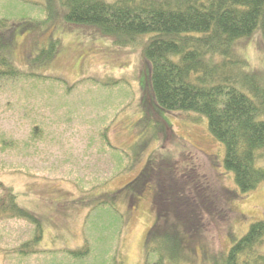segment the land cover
<instances>
[{
    "label": "rangeland",
    "instance_id": "1",
    "mask_svg": "<svg viewBox=\"0 0 264 264\" xmlns=\"http://www.w3.org/2000/svg\"><path fill=\"white\" fill-rule=\"evenodd\" d=\"M44 3L0 0V18L14 29L11 59L25 75L0 81V180L43 224L40 252L22 256L18 248L33 239L35 226L1 222L0 264H153L157 258L145 249L157 219L153 189L127 187L153 163L158 178L175 164L181 180L215 193L225 214L212 223L203 218V233L184 260L214 264L264 220V184L241 194L207 118L158 105L143 49L119 48L93 26L70 27L61 8L51 22ZM51 40L58 41L53 59L36 60ZM235 48L250 72L264 77L260 33ZM256 166L264 168V152ZM102 196L114 199L124 223H111L108 210L94 209ZM84 247L77 259L69 253Z\"/></svg>",
    "mask_w": 264,
    "mask_h": 264
},
{
    "label": "trees",
    "instance_id": "2",
    "mask_svg": "<svg viewBox=\"0 0 264 264\" xmlns=\"http://www.w3.org/2000/svg\"><path fill=\"white\" fill-rule=\"evenodd\" d=\"M44 1L43 10L51 22L61 8L70 27L93 26L119 48L143 49L158 105L168 113L193 112L207 118L211 135L225 146V167L234 174L241 194L248 195L264 184V168L256 166L264 152V77L250 72L244 55L235 48L256 33L264 39V0ZM3 29L8 31L5 36ZM13 34L14 29L0 18L2 82L25 79L11 59ZM57 48V40L49 41L36 60L51 61ZM32 134L33 140L39 138ZM153 164L127 186L134 185L137 193L153 189L157 219L145 241L146 253L157 258L153 264H184L186 250L203 233V218L209 216L211 223L216 222L225 212L215 193L201 188L192 177L191 183L181 180L175 164L171 174L159 178L151 173ZM13 191L0 180V223L17 220L34 225L33 239L18 251L22 256L36 254L43 224L32 210L19 204V195ZM94 209L108 210L104 217L111 223H124V215L110 196H102ZM263 245L264 220L253 224L228 254L212 261L264 264V253L259 252ZM86 251L84 247L69 253L77 259Z\"/></svg>",
    "mask_w": 264,
    "mask_h": 264
}]
</instances>
